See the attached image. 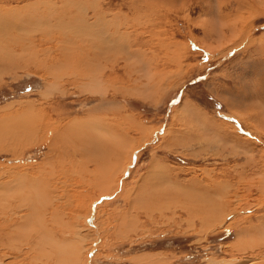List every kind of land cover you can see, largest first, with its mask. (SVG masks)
I'll return each instance as SVG.
<instances>
[{
    "label": "rangeland",
    "instance_id": "1",
    "mask_svg": "<svg viewBox=\"0 0 264 264\" xmlns=\"http://www.w3.org/2000/svg\"><path fill=\"white\" fill-rule=\"evenodd\" d=\"M69 1L0 0L11 40L0 59V113L43 105L53 121L31 145L0 148V174L47 182L36 229L74 250L76 264H264V230L239 236L264 220V0H232L227 9L219 0ZM95 36L117 37L131 56L103 61L107 75L116 64V81L86 91L76 73L85 52L99 54ZM146 67L156 76L146 77ZM90 117L135 154L112 193L91 176L96 163L80 168L75 141L55 171L40 174L60 126ZM103 142L107 158L118 159L120 148ZM190 195L194 203L211 197L223 209L219 224L188 223ZM20 215L14 227L0 222V264H61L31 250L37 232L20 250L9 245L6 232Z\"/></svg>",
    "mask_w": 264,
    "mask_h": 264
},
{
    "label": "bare ground",
    "instance_id": "2",
    "mask_svg": "<svg viewBox=\"0 0 264 264\" xmlns=\"http://www.w3.org/2000/svg\"><path fill=\"white\" fill-rule=\"evenodd\" d=\"M70 1H72V0H70ZM236 1H238L239 7H241L240 4L243 3V0H236ZM232 2H233L232 0H219L218 3L220 6V9H227L233 5ZM64 3L65 2L63 0V4ZM65 6L67 7V5H65ZM66 7H64V8L67 9ZM100 7H101V5H100ZM89 8L90 7H87V9H89ZM87 9H86V7H84L83 11L85 12V11H87ZM100 9H104V8H100ZM68 10H70V9H68ZM104 12L106 14V11H104ZM138 12H141V11L139 10ZM96 15H97V12H96ZM233 23L235 25V22H233ZM5 25H6V23L4 24L3 19H1V17H0V59H4L3 58V55H5L4 52L6 53V51H7L6 50L7 49L6 43L8 44L9 41H11V40L6 41L4 38L3 34H4ZM95 40H96V42H92V47L97 48L99 50V54L94 52L97 55L92 56V51L91 52L90 51L85 52L84 53V59L82 60L84 62L81 63L83 70L79 71V72L77 71L78 73H76V76L80 73L79 79L81 80V82L78 78L76 79V81L78 82V84L84 83L85 85H81V87L83 86L84 90H86V91H89L88 89L99 88L101 85H103L102 83L104 81H106V79H108L109 82H111V81L115 82L116 81L117 77H115V75H114V71H115L114 68H115L116 64L115 63L112 64V67H111L112 72L107 75L106 74V67H105L103 61L108 60V59L111 60L110 58H113V57L117 58L116 55L120 54V53L121 54L126 53V57H128L127 59H129L131 56L129 51L124 50L125 48L124 49L119 48L120 42L118 43L117 37H115V40L112 41L111 39L108 40V38L106 39L103 36H98V37L95 36ZM70 41H74V40H70ZM115 62H116V60H115ZM107 63H109V62H107ZM152 71L150 72V70H148L146 67V74H145L146 77L148 75L152 76L149 78H153V76L155 77L156 76V72H155L156 69L153 72ZM108 76H110L111 80L108 78ZM144 86H146V85H144ZM47 114H49V112L47 111V108L43 105H33L32 108H30L28 106H22L15 113L10 112V114H7V115H3L0 113V148H3L5 146H9V148L15 149V148H18L19 146L24 145V144L25 145L26 144L31 145L32 143L36 142L40 138V136H46L48 134V132L51 130V124L53 123V121H51V119H50L52 116L49 114V119H48ZM96 119H94V117L93 118L90 117L86 120H84V119L83 120H75V121H72L68 124H63L62 126H60L58 133L54 135V138L52 139V141L50 143V148H49V152L47 155L48 158L45 162L46 166H45V168H42L43 170H40V174L46 170H49V169L51 171H55V167H56L55 166V159H58V160L59 159L61 160L62 158L66 159L64 154L65 153L67 154L68 152L67 151L65 152V150H66L67 146L70 145L67 143L70 142L71 145L73 146L74 145L73 141H75V143L77 144L76 145L77 147H75V149L74 148L73 149L76 150V152H78V155L80 157H82V159H83V161L81 162L80 168L85 169V170L89 169L90 166L88 167V165L86 163L87 162H94V163H96L95 169H94V173L91 176L94 177L95 180H97L98 182L106 183V185H107L106 187H108L109 189H108V191H104V192H111L112 193L113 188L119 187V184L115 185V183L117 180H119L121 178V176L124 173H126L128 171V165H126V164L131 162V160L135 154L133 153V149L131 148L132 150L130 151V149H128V146L125 143H120V144L116 143L115 140H118V139H116L117 136L114 137L111 135V132L109 133V131L112 130V129H110L111 126L110 127L108 126L109 128L107 126H103V124H101L100 121H98ZM124 130H126V129H124ZM103 139L104 140L108 139L109 140L108 143H110L114 147L116 146V148L117 147L120 148V151H119L120 153L118 154V159L115 158V160H113V158H111V159L109 157L107 158V156L105 154V149H104L105 144H104V142L102 143ZM121 139L122 138H119L120 141H121ZM80 142H82V143H80ZM117 144H119V145H117ZM21 147H23V146H21ZM112 151H113V149H112ZM76 152L74 151V153H76ZM103 153L105 154L104 157H103ZM124 153H127L126 156L123 155ZM111 154L114 155L116 153H115V151H113L108 156H111ZM75 156L78 160L81 159V158L80 159L78 158L79 156H77V155H75ZM116 157H117V155H116ZM123 158L127 160L126 163H123V160H124ZM78 160H71L72 162L75 161L77 168L79 166ZM113 162H114V165H113ZM61 163H62L61 165H63V163H65V162H61ZM6 174L7 173L0 174V214H2L4 216L2 219H0V222H2V224L13 226L12 222L15 220V217L17 215H20L19 209L22 206H25V204H32L31 211H30L31 213L28 212L25 215H20L22 221L17 225V227H15L12 230H11V228H9L8 232H6L5 237H7V239L9 240V245H12V246L18 248V250H20L22 247L24 248V246H25V245L24 246L22 245V244H24V241H25V243L31 242L32 241V240H30L31 234L33 232H37L38 233L37 234L38 239L34 240L35 243L33 241L31 242L32 245L33 244L36 245V246L32 247L34 249V250L31 249L32 251H35V252L39 251V255L46 257L47 259H51L52 257H55L61 262V264H76V262L79 260H76V257L74 258L73 256H72L73 258H71L70 257L71 255H69V253H70V251H72V249L71 250L65 249V247L56 245L53 234L46 232L44 230V228L36 229V227L38 226L37 225L38 224L37 218H39L38 212L40 210V206H38V205H40L42 203V197H45V195H46L45 193L48 192V190L46 189L48 187L47 182H41V181H40L41 183L27 182V181H23L22 177H20V176L19 177L18 176H9ZM156 174H158V173L156 172ZM88 175L90 176V171H88ZM159 176H161V175H159ZM152 180H154V181L151 185H154L157 187L158 183H157V185L155 184L157 179H151V182H152ZM71 186L74 187L75 185L73 186L71 184ZM67 187H68V185H67ZM55 188L57 189V187H55ZM64 188H66V187L64 186ZM74 188H76V187H74ZM66 190H68V189L66 188ZM145 190H147V189H145ZM45 191H47V192H45ZM142 191H144V190L142 189ZM106 195H108V194L106 193ZM52 197L54 198V196H52ZM203 197H204V193H203ZM192 199L196 200L193 197L191 198V200H189V198L186 199V201H188L190 203L192 202L191 206H184L185 209L187 210L188 216H189V218L187 219L188 223L193 224V222L195 221V218H197V217L203 218L205 220L206 224H210V223H212V221H215V220L220 221L221 219H223L222 218L223 209H221V207L220 208L215 207L214 202L211 199V197L210 198L205 197L204 199H201L200 201H198V203H194L192 201ZM43 200H46V199L43 198ZM60 200H61V198H60ZM50 203H52V202L49 201L48 204H50ZM55 203L53 202V204H55ZM190 203H187V204L189 205ZM222 203H223V201H222ZM45 204L47 205L46 201H45ZM57 204H59V203L57 202ZM54 206L55 205H53V207ZM220 206L224 207L221 204H220ZM164 207L166 209H171L170 208L171 206H167L163 203H161V205H159L160 209H163ZM88 209H89V207H88ZM90 209H91V207H90ZM90 209L88 210V212H86V215L82 219H86L87 217L89 218L91 216L90 212L93 213V211H91ZM39 215H41V214H39ZM59 215L57 213V215L55 217H57ZM78 218H79V216H78ZM43 219H40L39 222H41V220H43ZM219 221H215V222H217L216 224H219L218 223ZM42 222H41V224H42ZM85 222H86V220H85ZM129 222H128V224L133 223V222H130V223ZM78 226L82 229V227L80 225H77L76 227H78ZM80 228H78V231H77L79 235H81L80 232H82ZM34 229H36V230L34 231ZM257 230H259L258 233H261L264 230V220H262V222H259L257 224H255L254 221H251L248 225L242 226L239 229V231H240L239 236H243L246 233L255 234L257 232ZM12 234H14V235H12ZM55 248H57V252H54L52 250ZM73 251H72V253H73ZM50 253H55L56 255H51ZM239 264H241V263H239Z\"/></svg>",
    "mask_w": 264,
    "mask_h": 264
}]
</instances>
